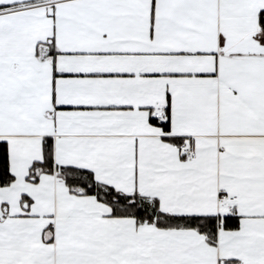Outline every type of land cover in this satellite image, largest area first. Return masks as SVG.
<instances>
[{
    "label": "snow or ice",
    "instance_id": "6c2138e0",
    "mask_svg": "<svg viewBox=\"0 0 264 264\" xmlns=\"http://www.w3.org/2000/svg\"><path fill=\"white\" fill-rule=\"evenodd\" d=\"M0 264H264V0H0Z\"/></svg>",
    "mask_w": 264,
    "mask_h": 264
}]
</instances>
